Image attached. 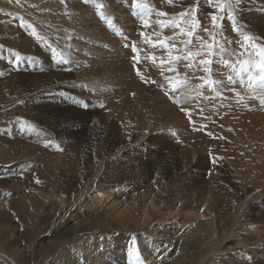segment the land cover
<instances>
[{
    "label": "rangeland",
    "instance_id": "374dc122",
    "mask_svg": "<svg viewBox=\"0 0 264 264\" xmlns=\"http://www.w3.org/2000/svg\"><path fill=\"white\" fill-rule=\"evenodd\" d=\"M250 1L252 0H248L245 3L242 0L241 5L236 7L234 12L235 19L238 24L246 25L245 29L249 33L259 32L262 24L253 22L254 17L252 15L256 12L257 17L260 18L259 14L264 15V11L260 10V8L242 10L245 5L246 7L249 6L248 3ZM76 2L73 0H19V3H17L16 0H11L10 3H15L14 5L10 3L8 6L3 3L0 4V29L2 27L4 29L5 27H10L11 30L20 32L19 36L21 38L18 37L17 41L30 38L34 42V45H30V47L35 51H24L20 48H11L0 43L3 46L0 47V82L14 81L15 83H20L21 80L24 81L34 77V74L43 75L45 72L56 73V71L60 70L64 71V74L68 76L63 81L52 82L33 91L29 90L30 92L24 94L20 99L13 97L10 99L8 96L4 99L5 102L1 100L0 108L6 110L0 111V129L3 130L0 133L8 135L7 133H10L9 130L14 129L15 138L28 139L27 143L42 144L38 142L39 140L30 138L29 132H31L32 127L49 126V121L35 122V120L29 118L19 117L17 112L20 105L27 100L35 99L36 102L41 100L40 102L49 104L52 100L49 95L55 94L59 96L58 99L71 102L70 110L74 106L80 107L85 112V117L76 115L71 121H68L67 118L64 120L68 121L67 123L69 124H76L79 129H95V119L98 116L102 117L106 124L118 123L123 129L131 133L129 136L133 135L136 138L135 135H137L139 141H142L143 138L148 139L149 135L164 137L162 140H159L160 138L156 139L153 144H158L157 146L163 149L162 153L166 154L167 158L172 159L175 153L173 151L176 150L181 151V162L186 161L184 157H189L190 164L188 166L190 168L188 167L187 171L183 169L184 172L181 171L180 174V178L184 179V183L186 182L185 185L192 186L197 183L203 185V183L209 182L206 168L202 167L198 170L194 165L196 162H202L206 166L214 167L213 172L218 171V174L221 172L222 175H225L229 185L239 187V197L242 200L246 199L242 210H240L239 217L237 218V215H234L235 220H237L235 223L237 227L234 230L242 238L241 243L236 238L237 236L233 237L234 230L229 236L219 234L216 217L213 213L207 215L201 207L192 205L184 207L172 202L162 205V219L164 218L163 222L166 223H161V226L165 228L169 235H172V240L165 242V247H168V250L171 251V257L176 256L180 251L179 245L177 246L176 243H173V240L176 242L174 238L183 237L190 232L195 246L201 235L192 233L191 229L199 222L212 220L215 236L213 246H217L218 249L213 252V255L218 260L221 261V257L219 258L220 250L225 249L226 245L231 243V249L226 250L227 254L243 260L240 253L245 248L246 254L251 257L250 260L255 257V261L259 259L264 264V190L258 197H254L255 191H253L251 197H246L247 194L244 192V187L253 189L257 184H261L264 179V172L258 177L256 176L260 168L257 169L255 167L258 163L257 155L262 154L264 162V118L263 121L258 118L259 113L264 116V98L262 99V95H259L260 93L256 92V89L249 88L246 85L247 82L241 83L240 77H236L230 67L222 66L219 63L212 65L214 74L211 79L220 80L223 83L207 84L201 87L203 81L200 79L194 80V77L203 76L208 79L206 74L196 66V61L204 58L202 55L190 60L161 64L162 60H169V53L172 55H184L185 49L181 45L185 40H192V43L188 46L189 51L193 53L200 51L199 46L202 40L212 43L210 37L214 31H218L219 34L216 35L215 39L221 44L225 39L223 38V33L225 32H229L239 41L242 36L232 31V17L229 16L225 19L222 30L214 29L211 25L210 17L207 15L208 12L214 9L208 6L206 0H200L199 11H193L192 13L193 17L199 20L200 28L195 30L192 37L187 38L180 34L179 29L162 27L157 21L178 20L179 18L175 14L191 10L190 6L195 5L197 0H171V3L169 0H152V4L156 7H148L146 10L143 9L146 7L143 3L142 17L146 18L150 14V17L144 18V20L141 19L137 11H131L135 0H127L128 10L124 13H109L110 9L108 7H113V4L112 2H107V0H92L90 3L89 0L88 2L76 0ZM81 2L86 7L83 12L85 13L84 16H81L83 15L80 11L82 8H77L79 4H82ZM252 3L254 4V2ZM125 4L124 1L115 2L116 8H124ZM41 5L44 6L42 7ZM237 8L242 10H240V14H243L242 17H237ZM161 11L170 15L161 17L158 15ZM217 14L223 15V13ZM145 21H147V24ZM203 28H208L209 31L206 33L202 30ZM33 29L42 39H37L32 35ZM188 30V28H184V31ZM141 33H144V35H141ZM56 38L60 39L58 43L61 42V44L56 42ZM258 38L263 40L260 33H258ZM158 40L165 41L167 45L177 44L179 51L170 47H160L157 44ZM132 45L136 47L135 52ZM239 48L238 51L240 50ZM134 56H139L138 62L133 61ZM152 57L156 58L155 61ZM1 64L6 67L2 69ZM187 64H192L193 67L188 69L186 67ZM169 68L176 71H169ZM135 69L139 70V74ZM29 70L30 72H28ZM161 73H163V76ZM183 74L185 77L192 78L193 83L188 82L185 86L182 85L180 89H177L174 94L166 95V93H171V85L168 83L167 78L184 79L179 76ZM229 75L234 76V82L227 80ZM132 84L140 88L133 89L130 87ZM139 89L141 90L138 91ZM203 97H205L207 103L203 102V99H201ZM147 99L150 101L149 103ZM72 100L78 102V104L72 102ZM13 105L16 106L14 107ZM181 107L190 109V113L181 112ZM165 111H168V114H165ZM50 114L52 113H48L46 116ZM43 115L45 114L43 113ZM25 121L29 122L31 126L26 125ZM109 133L113 134L114 130H110ZM182 134L184 135L182 136ZM192 135L194 136L192 137ZM163 140H165V144L162 142ZM172 145L177 149L172 151ZM42 149L45 151V156L60 153L58 147L56 148L54 144L44 145ZM199 152L202 154H198ZM101 155L107 158L105 154L102 153ZM110 157L108 160L114 159L122 163L118 155ZM168 161H173V159ZM220 163L222 164L221 166ZM1 166L0 171H4L3 169L8 168L9 164L5 168ZM101 173L99 172L97 175L101 176ZM243 174H248V176L255 174L259 181L255 183V181L250 180V182L248 178L249 184L245 186ZM20 179L15 184L14 192V199L19 202L27 200L24 196V186L20 183ZM257 188L262 189L264 185L255 189ZM120 200L121 198H118V201ZM74 211L75 209L72 207L71 212L74 213ZM183 219L187 222H185L186 225L184 227H181L179 231L172 228L175 223L183 224ZM92 231L94 232H84L83 234H85L84 236L86 234L91 236L99 234L100 238H92L94 244H97L102 239H109L114 234H120L119 229L108 235H103L96 230ZM50 233V231H46L43 236L48 238ZM209 233L210 231L204 234L206 236L204 242L208 241ZM223 252L221 255L225 256ZM0 259L7 264H16L9 257H0ZM220 261L218 262L219 264H225L224 261H221L222 263Z\"/></svg>",
    "mask_w": 264,
    "mask_h": 264
},
{
    "label": "bare ground",
    "instance_id": "6f19581e",
    "mask_svg": "<svg viewBox=\"0 0 264 264\" xmlns=\"http://www.w3.org/2000/svg\"><path fill=\"white\" fill-rule=\"evenodd\" d=\"M10 1L0 0V4L3 3L8 6ZM73 1L76 2V0ZM91 1L89 0V3ZM123 1L126 3L124 8H116L115 2ZM244 1L245 3L248 2V0ZM107 2L113 4V7H108L110 9L109 13H124L128 10L127 0H107ZM143 3L146 5L143 8L144 10L154 6L152 0H142V3L141 0H135L131 11H137L141 19L144 20L145 17H142ZM10 4L14 5L15 3ZM248 5V7L245 5L242 10L260 8L264 11V0H252ZM82 6L83 3L79 4L77 8H82L80 11L83 13L86 7ZM240 10L237 8V17L243 15L240 14L242 11ZM84 15L85 13L81 16ZM148 15L146 18L150 17V14ZM255 15L256 12L252 15L254 17L253 22L261 23L263 32L259 29V32L251 33L257 38L258 33H260L263 40L258 38L256 43L264 44V15L259 14L260 18ZM2 28L0 29V43L11 48L16 47L24 51H34L30 47V45H34L30 38L17 41L18 37L21 38L19 36L20 32L13 31L10 27ZM245 28L244 30L249 33ZM227 33L229 32L223 33V38H225L223 43L228 50L226 58H231V54L238 51L239 44L241 45L243 42V37L237 41L235 36ZM55 40L57 43L60 41L58 38ZM226 41H233V43H227ZM58 44H61V42ZM1 67L3 69L6 66L1 64ZM34 75L32 78L21 80L20 83L14 81L0 82V101H4L8 96L10 99L11 97L20 99L24 94L30 92L29 90L33 91L38 87L68 78L61 70L56 71V73L45 72L43 75ZM179 76L186 78L184 74ZM187 79L188 82H192V78L187 77ZM195 79L197 80L198 77H194ZM235 85L237 84L235 83ZM130 87L133 89L140 88L134 84ZM256 92H259L262 97L264 96V91L259 88L256 89ZM49 96L52 99L51 103L46 104L40 102L41 100L36 102L35 99L27 100L20 105L17 112L19 117L29 118L35 120V122L49 121V126L32 127L31 132H29L30 138L39 140L38 142L42 144L27 143L28 139L15 138L14 129H8L10 133L7 134L10 136L0 133V165L5 168L9 164L8 168L0 171V257H9L16 264H219L220 260L213 255V252L218 249L217 246H213L215 236L212 220L199 222L191 229L192 233H199L200 237H203L195 246L190 232L183 237L174 238L176 242L173 240V243L179 245L180 251L176 256L171 257V251L168 250V247H165V242L171 241L172 235H169L165 228L161 226V223H166L163 222L164 218L162 219L161 206L172 202L184 207L191 205L201 207L207 215L213 213L216 217L219 234L229 236L237 227V225L235 226L237 220H235L234 215L236 214L237 218L239 217L240 210H242L246 201V199L242 200L239 197L238 186L229 185L225 175H222L221 172L218 174V171L213 172L214 167L206 166L202 162H196L194 165L198 170L202 167L206 168L207 172H205L208 174V179H206L209 182L203 183V185L192 183V186H187L185 185L186 182H183L184 179L180 178V174L181 171L184 172L183 169L188 170L189 157H184L186 161H183V164L181 162V151H173L177 148L172 145L171 150L175 153L172 156L173 161H168L172 159L167 158V155L162 153L163 149H160V146H157L158 144H153L156 139L160 138L159 140H162L164 137L149 135L148 139L143 138L142 141H139L137 135H135L136 138L133 135L129 136L131 133L123 129L118 123L106 124L103 118L98 116L95 119V129H79L76 124L67 122L75 118L76 115L85 117V112L80 107L74 106L70 110L71 102L58 99L59 96L55 94ZM201 99L206 102L205 97ZM72 102L78 104L74 100ZM147 102L150 101L147 99ZM3 110L6 109L0 108V111ZM48 113L52 114L46 116ZM165 114H168V111H165ZM66 118L68 121H64ZM258 118L263 121L264 116L259 113ZM128 129L130 128L128 127ZM110 130H114V133L110 134ZM0 131L3 130L0 129ZM162 142L166 143L165 140ZM49 144L58 147L60 153L45 156V151L42 148L44 145ZM192 151L190 152L193 153ZM102 153L107 158L102 156ZM113 155H118L122 163L114 159L108 160ZM257 157L258 163L255 167L260 168L256 175L258 177L264 172V162L262 154L257 155ZM221 161L223 162V160ZM99 172H102L101 176L97 175ZM256 176L255 174L244 175L245 186L249 184L248 178L249 181L258 182ZM19 178H21L20 183L24 186V196L27 198V200L21 202L14 199L15 184ZM199 178L201 179V177ZM37 180L40 183H37ZM179 180L180 182H178ZM262 185H264V179L256 187ZM248 188L244 187L246 197H251L253 191H255L254 197H258L264 190V188ZM118 198H121V200L118 201ZM72 207L75 209L74 213L71 212ZM185 222V220L182 221L183 224L180 223V225L175 223L172 228L179 231L181 227L186 225ZM117 229L120 230V234H114L109 239H102L97 244H94L92 238H100L99 234L95 236L87 234L84 236L85 234H83L84 232L89 233L96 230L103 235H108L109 233L113 234L112 232ZM46 231L51 232L48 238L43 236ZM208 231H210L209 238L207 237L208 241L204 242V238H206L204 234ZM235 236L241 243L242 238L238 236L236 230L233 231V237ZM231 246L232 244L229 243L225 249L220 250V253L218 252L219 258L221 257V261H224L225 264H262L259 259L255 261V257H253L254 261L247 259L248 255L245 248L240 253L243 260L227 254L226 250H230ZM222 252L225 256L221 255ZM221 261L220 263H222ZM0 264L7 263L0 259Z\"/></svg>",
    "mask_w": 264,
    "mask_h": 264
},
{
    "label": "snow or ice",
    "instance_id": "6c2138e0",
    "mask_svg": "<svg viewBox=\"0 0 264 264\" xmlns=\"http://www.w3.org/2000/svg\"><path fill=\"white\" fill-rule=\"evenodd\" d=\"M16 2L19 3V0H16ZM85 2H88V0H85ZM169 2L171 3V0H169ZM199 2L200 0H197V3L195 5L190 6L191 10L176 13L175 16L179 18L178 20H159L157 21V23L165 28L173 27L179 29L182 36L192 37L195 30L200 28L199 20L194 18L192 14L193 11H199ZM206 2L208 6L214 9V11H210L207 13V15L210 17L211 25L214 29L222 30L225 19H227L229 16L232 17V31L240 34L243 37V42L240 45V50L232 53L231 58H226V56L228 55V50L223 44L215 39L216 35L219 33L218 31H214L211 35L212 43L202 40V43L199 46L200 51H197L196 53L189 51L188 46L192 43V40L188 39L183 41L181 45L185 49L184 55H172L171 53H169V60H162L161 64L179 62L181 60H190L194 59L196 56L202 55L204 58L196 61V66L199 68V70H202L206 74L208 79H205V77L203 76L198 77V79L203 81V85H201V87L207 84L223 83L220 80L211 79V76L213 75L212 65L219 63L222 66L230 67L234 75L236 77H240L241 83H244L246 81L249 88L254 90L259 88L260 90L264 91V44L256 43L258 38L251 33L245 32L244 28L246 27V25L238 24L234 15L236 7L241 5L242 0H206ZM217 13H223V15H218ZM158 15L164 17L169 16L170 14L161 11L158 13ZM145 23L147 24V21H145ZM184 28H188L189 30L184 31ZM202 30L206 33L209 31L208 28H203ZM32 35L37 39H42V37L38 36L35 29L32 30ZM141 35H144V33H141ZM226 42L232 43L231 41ZM157 44H159L160 47H170L171 49L179 51L177 44L175 43L167 45L165 41L158 40ZM0 47L3 46L0 45ZM132 48L135 52V45H132ZM139 59V56L133 57L134 62H138ZM152 59L155 61L156 58L152 57ZM186 67L192 68L193 65L187 64ZM135 70L139 74V70ZM168 70L176 71L172 68H169ZM161 75L163 76V73H161ZM167 79L168 83L171 85V93H166V95L174 94L177 89L181 88L182 85H186L188 83L187 77L185 79H173L172 77H168ZM227 80L229 82H234V76H227ZM180 111L190 113L191 110L182 107ZM25 124L31 126L27 121H25ZM36 182L40 183L39 180H37ZM247 259L250 260L251 257H247Z\"/></svg>",
    "mask_w": 264,
    "mask_h": 264
}]
</instances>
